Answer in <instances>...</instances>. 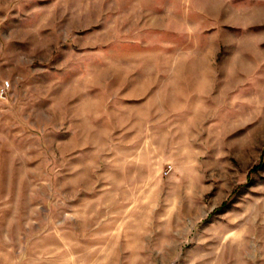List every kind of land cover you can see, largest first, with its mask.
<instances>
[{
    "label": "rangeland",
    "instance_id": "obj_1",
    "mask_svg": "<svg viewBox=\"0 0 264 264\" xmlns=\"http://www.w3.org/2000/svg\"><path fill=\"white\" fill-rule=\"evenodd\" d=\"M0 264H264V0H0Z\"/></svg>",
    "mask_w": 264,
    "mask_h": 264
},
{
    "label": "built area",
    "instance_id": "obj_2",
    "mask_svg": "<svg viewBox=\"0 0 264 264\" xmlns=\"http://www.w3.org/2000/svg\"><path fill=\"white\" fill-rule=\"evenodd\" d=\"M9 87V82H7V84H5V86L2 87V94H4L6 92V89ZM172 166H168V168L166 169L167 172H169L171 170Z\"/></svg>",
    "mask_w": 264,
    "mask_h": 264
}]
</instances>
